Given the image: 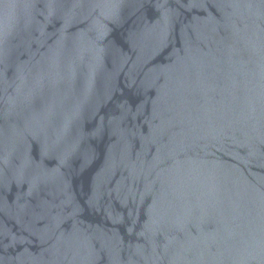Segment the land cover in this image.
<instances>
[{
  "label": "water",
  "instance_id": "1",
  "mask_svg": "<svg viewBox=\"0 0 264 264\" xmlns=\"http://www.w3.org/2000/svg\"><path fill=\"white\" fill-rule=\"evenodd\" d=\"M0 264H264V0H0Z\"/></svg>",
  "mask_w": 264,
  "mask_h": 264
}]
</instances>
